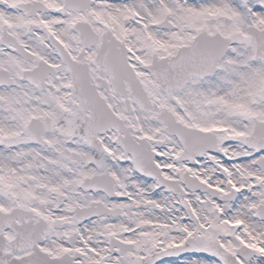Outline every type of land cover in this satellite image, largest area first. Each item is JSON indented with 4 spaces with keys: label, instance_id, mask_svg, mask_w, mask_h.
Masks as SVG:
<instances>
[{
    "label": "snow or ice",
    "instance_id": "6c2138e0",
    "mask_svg": "<svg viewBox=\"0 0 264 264\" xmlns=\"http://www.w3.org/2000/svg\"><path fill=\"white\" fill-rule=\"evenodd\" d=\"M0 264H264V0H0Z\"/></svg>",
    "mask_w": 264,
    "mask_h": 264
}]
</instances>
